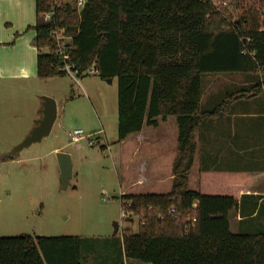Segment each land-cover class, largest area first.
Segmentation results:
<instances>
[{"label": "trees", "instance_id": "16d2710c", "mask_svg": "<svg viewBox=\"0 0 264 264\" xmlns=\"http://www.w3.org/2000/svg\"><path fill=\"white\" fill-rule=\"evenodd\" d=\"M76 1L36 0V24L28 30L36 32L38 77L68 75L59 32L78 77L94 68L101 80H118L120 143L145 124L158 126L159 118L176 117L179 125L172 191L122 196L123 213L141 220L137 233H122L120 254L146 264H264V232L231 231L230 214L239 209L249 174L202 169L199 191L189 189L188 178L203 122L264 93V0H222L240 13L234 22L214 0H87L81 12ZM217 74H253L258 83L203 112V77ZM85 241L0 238V264H55L59 251L82 264Z\"/></svg>", "mask_w": 264, "mask_h": 264}, {"label": "rangeland", "instance_id": "374dc122", "mask_svg": "<svg viewBox=\"0 0 264 264\" xmlns=\"http://www.w3.org/2000/svg\"><path fill=\"white\" fill-rule=\"evenodd\" d=\"M214 3L218 13L228 20L234 22L239 18L240 13L232 3L222 0ZM22 9L24 18L20 17ZM22 9L16 5L15 15L8 20L16 39L26 35L19 33L26 20V5ZM33 17L31 11V20ZM3 25L0 38L5 40ZM29 37L24 36V41L16 46L0 44V238L78 236L95 239L102 245L107 243L109 251L118 255L122 233H137L141 220L136 215H125L122 207V190L129 181L121 177L124 147L118 140V80L103 81L95 74L41 79L37 76L38 48ZM213 76L203 77L204 99L209 96L207 82ZM220 86L210 103L202 104V111H214L227 95L241 88L231 84ZM44 97L54 99L58 105L59 117L51 135L14 154L40 120ZM211 121L204 123V133L215 132ZM224 121L225 115L219 122ZM76 129L83 130L98 144L91 146L89 140L72 144L68 132ZM175 151L178 154L177 147ZM59 152L69 154L72 159V178L66 188H61ZM195 175L192 174L189 189L196 191ZM128 192L140 194L134 189ZM244 199L246 203L250 201V197ZM242 211L245 219L241 225L234 221V213L230 218L232 233L264 232V203Z\"/></svg>", "mask_w": 264, "mask_h": 264}, {"label": "crops", "instance_id": "0c3cea01", "mask_svg": "<svg viewBox=\"0 0 264 264\" xmlns=\"http://www.w3.org/2000/svg\"><path fill=\"white\" fill-rule=\"evenodd\" d=\"M16 5L21 9L26 5V20L22 23L24 25L19 33L22 34L23 32L29 37V34L34 32L35 34L29 37L28 40H32V44L36 46V32L35 30H28L29 27L36 24V0H0V18L4 19L0 21V27L1 23H5L3 28L6 29V39L2 40L0 38V44L16 46L24 41L26 35L16 39V32L8 21L12 18V15H15ZM31 11H34L32 20L30 18ZM20 17L24 18V9L21 10ZM257 83L258 77L255 78L253 74H217L208 80L209 96L204 99V89L202 104L206 103L208 105L210 103L213 94L220 89V85L231 84L245 88H240L238 92L233 93L237 94L242 90L249 91ZM229 95L221 104L226 101ZM40 115L41 119V111ZM223 115H225L226 121L219 122ZM207 120H212L211 122L215 126L214 133H204L203 126ZM36 125L37 122L34 126ZM178 138L179 125L177 118L169 117L167 120L159 118L158 126L145 124L141 132L121 142L124 147V155L121 157L124 175H121V177L129 181L127 187L122 190L123 195L166 194L157 191H170L173 188L175 178L173 166L178 157L175 151L176 147L178 148ZM131 142H133V146H130ZM196 143L195 163L188 177L190 186L192 174H196L195 184L198 187L196 191L201 189L200 171L202 169L226 172L239 171L249 174L250 183L244 185L240 191L242 201L239 209L230 214L231 218L234 213V221L241 225L245 219L243 208L247 211L253 209L257 203L258 205L264 203V93L256 97L247 96L236 100L226 108V111L207 118L197 132ZM127 150L129 157L126 155ZM131 189L138 191L140 194H130L128 191ZM245 197H250V201L248 200L246 203L244 201L246 200ZM84 239L86 241L83 245L82 264H129L128 259L123 254L118 253L117 255L115 252L109 251L107 243L102 245L95 239ZM54 260L55 264H72L71 255L63 251L54 253Z\"/></svg>", "mask_w": 264, "mask_h": 264}, {"label": "water", "instance_id": "95a60500", "mask_svg": "<svg viewBox=\"0 0 264 264\" xmlns=\"http://www.w3.org/2000/svg\"><path fill=\"white\" fill-rule=\"evenodd\" d=\"M41 114L42 118L37 122V125L26 137L24 142L15 149L13 152L14 154H17L36 143H41L44 139L51 135L58 118V105L56 101L52 98L44 97ZM57 158L61 169V188H66L70 184V180L72 178V159L69 154L64 152H59L57 154ZM118 231L119 225H116V232Z\"/></svg>", "mask_w": 264, "mask_h": 264}, {"label": "built area", "instance_id": "2783aa9c", "mask_svg": "<svg viewBox=\"0 0 264 264\" xmlns=\"http://www.w3.org/2000/svg\"><path fill=\"white\" fill-rule=\"evenodd\" d=\"M87 3V0H77L76 1V7L77 9L81 12L82 9L85 7ZM53 14L52 13H46L44 15V19L45 21H50L52 19ZM54 34L56 35L57 41H58V45H59V49H60V54L63 56V58L66 61V68L65 71L68 73V75L74 77L76 75V73L72 70V66L68 63V61L70 60V57L67 53H65L66 51V43H64V40L62 39V35L59 32H54ZM59 54V53H58ZM89 74H96V71L94 68H92L89 71ZM68 137L71 141L72 144L74 143H78L82 140H89V143L91 146H96L98 143L95 142L91 137L86 136L85 132L81 129H76L73 130L71 132H68Z\"/></svg>", "mask_w": 264, "mask_h": 264}]
</instances>
